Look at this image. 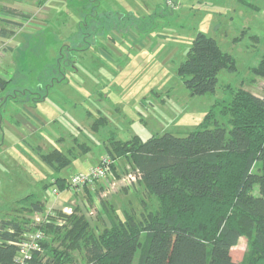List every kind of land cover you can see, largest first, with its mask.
Instances as JSON below:
<instances>
[{"label":"rangeland","instance_id":"1","mask_svg":"<svg viewBox=\"0 0 264 264\" xmlns=\"http://www.w3.org/2000/svg\"><path fill=\"white\" fill-rule=\"evenodd\" d=\"M170 1L175 9L167 0H74L82 17L75 20L64 8L59 13L60 31L54 32L56 22H49L45 32L26 39L21 51H14L16 64L0 98L26 91L30 105L51 121L40 131L45 138L43 152L71 148V153L79 155L69 168L56 172L37 154L36 137L29 138L30 147L1 148L0 218L15 217L30 225L35 217L42 221L45 212L53 209L36 213L26 209L28 200H17L29 193L44 200L51 186H41L50 183V177L70 178L97 164L105 155L103 143L110 132L122 141L163 133L183 137L200 128L216 101L229 100L227 86L264 94V79L251 72L264 54V0H254L258 8L252 10L233 5L234 0ZM198 32L214 38L233 56L236 71L221 70L215 92L190 95L177 67ZM34 98L45 100L35 102ZM15 104L10 106L13 111ZM216 116L228 127L225 117ZM100 119L105 124L93 129ZM77 143L89 149L80 153ZM110 191L103 197H109L119 213L132 206L138 212L140 198L151 202L138 182ZM253 193H258L257 186ZM86 202L83 210L91 212L88 217L95 225L98 201ZM251 244V238L243 236L232 247L234 264L245 262ZM72 254L76 264H85L81 252Z\"/></svg>","mask_w":264,"mask_h":264},{"label":"trees","instance_id":"2","mask_svg":"<svg viewBox=\"0 0 264 264\" xmlns=\"http://www.w3.org/2000/svg\"><path fill=\"white\" fill-rule=\"evenodd\" d=\"M0 23V36L7 38L20 26L7 19ZM223 69L236 71L233 56L214 38L198 32L177 74L190 95H204L215 92ZM251 72L264 79V54ZM6 85L0 77V90ZM227 87L229 100L216 101L200 128L186 136L163 133L125 141L113 132L107 136L103 145L104 156L112 160L109 175L117 178L129 165L150 203L140 198L138 212L123 207L119 213L100 196L102 188L95 182L101 207L95 213L97 226L77 207L70 214L47 211L32 225L15 217L0 218V264H76L74 251L82 253L85 264H234L231 249L243 236L252 243L243 264H264V94ZM217 113L226 118L228 127L218 122ZM102 124L101 119L95 121L93 129ZM77 144L80 153L89 149ZM78 155L71 148H55L40 157L59 172ZM120 159L125 162L122 166ZM48 186L70 189L69 178L57 176ZM86 196L91 201L88 191ZM24 199L29 201L26 209L45 211L35 196L28 194L17 202ZM35 231L43 235L40 250L18 261L15 242Z\"/></svg>","mask_w":264,"mask_h":264},{"label":"crops","instance_id":"3","mask_svg":"<svg viewBox=\"0 0 264 264\" xmlns=\"http://www.w3.org/2000/svg\"><path fill=\"white\" fill-rule=\"evenodd\" d=\"M253 1L254 0H234L232 3H235L233 5L244 8L249 7L250 10L257 9L258 6L254 4ZM261 6H263V2L260 7ZM2 8L14 9L22 12L23 14L30 15V17L27 18L23 15L11 14L7 11H4ZM64 8H68L67 13H72L74 19L76 17H82L79 6L74 3V0H0V20L7 19L20 25L16 29L15 33L9 38L0 36V47H2L0 50L1 78L7 82L10 81L9 74L16 64L15 57L13 56L14 51H21L20 48L25 46L26 39L36 37L41 34V32H45L48 28L49 22H56L54 25V32L61 30L58 26V19L60 15L59 13L62 12ZM75 20H77V18ZM75 23H80V21H76ZM70 29H72V27H69V30ZM19 94L20 95L14 93L11 96H2L0 98V130L2 131L0 132V149L10 147V149L13 150H20L24 147V144H27L30 147L29 138L36 137L35 141L37 143V154H39V156L40 154H46L43 152L42 148L43 144L45 143V138L41 137L40 131L47 125L51 124V121L47 120L44 113L37 111L38 109H35L36 105H30L29 101H27L28 99L26 98V91L20 92ZM41 100L44 101L45 99H35V102H40ZM6 104H8L7 110H5ZM13 104L16 105L15 111H13L10 107H14ZM3 128L6 130V134L3 133ZM6 136H8V141H6ZM5 141L8 143H5ZM118 163L120 166L125 164L124 160L122 162L121 159L118 160ZM69 166L66 168H69ZM55 178L56 177H50V182H52ZM65 178L68 180L69 177ZM48 184L49 183H44L41 187L46 188ZM54 188L55 186H51L50 194L44 200L37 198L33 193L29 194L35 196L36 199L44 203L45 211L51 208L55 211H61L65 214H70L76 207L85 212V210H83V205L87 203L86 192L88 191L91 195L90 202L96 203L95 201L97 199L99 208L101 210L99 199L94 193V191L99 188L98 186H96L94 189L89 188L87 190H72L64 188L62 190H57V193L52 192ZM99 194L102 198H104L101 190L99 191ZM129 195H131V192H129ZM107 200L113 204L109 197ZM131 209L135 210L133 206Z\"/></svg>","mask_w":264,"mask_h":264},{"label":"built area","instance_id":"4","mask_svg":"<svg viewBox=\"0 0 264 264\" xmlns=\"http://www.w3.org/2000/svg\"><path fill=\"white\" fill-rule=\"evenodd\" d=\"M167 3L175 9V4L172 1L167 0ZM111 162L112 160H110L108 156H103L99 163L89 167L86 172H78L71 175L69 178L70 189L79 190L85 186L91 187L93 189L95 182H101L100 187L103 190L102 194L106 196L111 193L110 190H118L122 187H130L134 183L138 182L136 171H133L129 165H125L124 170L119 171V176L117 178H112L108 173V168ZM52 192L57 193V190L53 189ZM87 215L90 216L91 212H88ZM34 219L36 222L40 221L38 217H35ZM42 238V233L35 231L24 234L19 241L15 242V245H17L19 248L17 253L18 261L21 262L25 258H28L32 251L40 250L39 242Z\"/></svg>","mask_w":264,"mask_h":264}]
</instances>
